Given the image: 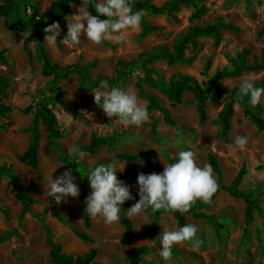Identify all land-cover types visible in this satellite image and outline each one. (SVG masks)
Listing matches in <instances>:
<instances>
[{
    "label": "rangeland",
    "instance_id": "rangeland-1",
    "mask_svg": "<svg viewBox=\"0 0 264 264\" xmlns=\"http://www.w3.org/2000/svg\"><path fill=\"white\" fill-rule=\"evenodd\" d=\"M53 1L20 0V3L34 5L41 14L48 10ZM165 1L153 0L157 5ZM81 2L82 0H74L72 5L78 6ZM204 3L209 7V12L200 20L191 19L193 9L187 6H182L176 13L177 20L167 15L146 13L150 23L163 28L162 32L151 33L146 37H140L141 26H139L124 30L126 42L119 44L115 43L114 39L105 40L109 45L103 42L95 44L82 36L79 44L68 41L61 43V49L56 43H46L45 39L44 45L51 61L62 67L75 63L86 64L96 59L98 65L91 71L92 77L112 76L119 59L131 61L140 53L156 45L171 47L190 27L212 23L222 18L226 22L239 26L241 30L237 33L223 31L224 39L219 44H216L211 37L200 38L198 50L186 51V57H193L191 63L170 65L164 60H159L153 64L155 74L168 79L174 72H182L196 77L205 85L216 70L229 66L227 53L235 56L243 48L250 49L252 54L250 61L255 56L258 62L264 65V33H261L264 32V0H204ZM73 9L74 13L78 14V7L73 6ZM27 11L31 12L29 8ZM101 19H107V17L103 16ZM59 23L61 26L59 37L62 41L67 33L68 21L63 19ZM14 25L17 27L16 31L6 28L3 18H0V50L6 49L9 58V64L0 63V74L6 75L11 82L6 102L13 108L7 117H0V164H12L15 173L23 178L24 186L29 182L34 183L30 193L37 202L33 205L31 213L20 223L22 205L15 195L14 188L8 185L5 179L0 180V206L8 213L6 218L0 212V232L18 230V235L0 245V264H53L49 257V247L45 241L43 227L32 214L42 212L45 205L50 202L52 197L48 196L45 186L52 176L55 179L66 168L59 164L56 151L47 150V128L44 125L40 126L38 171L17 158L28 147L29 134L25 132V129L33 117L32 113H21L20 108L44 98H49L50 107L58 119L59 126L65 131L59 143L68 149L76 163L92 169L97 163L113 162L118 169L116 173L118 179L130 185L131 194H138L137 177L140 172L160 173L164 170L165 164L170 163V158L177 157L180 150L191 149L200 166L209 164L208 155L214 153L220 161L227 183L234 179L239 169L246 163L249 172L242 188L254 192L262 200V210L254 213V222L249 230L245 231V203L242 199L234 198L223 191L211 203L196 199L205 205V211L219 216L224 227L217 234L211 221L194 218L187 214V221L197 226L196 238L202 243L196 250L192 248L191 241L176 243L172 246V250L179 251V255H172L168 260L162 259L159 255L160 247H162L159 235L164 229L177 228L176 220L172 215H162L160 231L154 241L148 239L149 216L144 212L139 215H129L134 224L135 239L131 243L124 244L121 239L124 237L125 230L119 221L107 224L103 217L98 215L94 218L90 217L91 227L87 229L84 226V216L77 197L69 196L60 203L54 200L59 213L65 215L75 228L87 232L92 237L91 242H83L67 225L53 218L49 211L45 216L47 223L66 253L82 255L94 247L98 249V261L102 264H114L127 259L134 248L148 246L151 254L145 258L154 264H264V135L243 116L245 106L250 105L247 96L240 98L234 106L229 133L230 143L218 138V126L212 121L223 108L224 101L207 100L203 107L208 120L201 124L194 96L189 92L183 95L182 104L173 107L166 96L146 86L150 93L159 97L162 105L170 109L178 123L177 128L169 126L158 111H153L149 120L139 126H125L114 117L110 118L107 124L103 120V110L100 107L82 102L77 73L71 74L66 80H60L56 85L52 77L43 76L39 61L35 58L30 60L23 49L28 31L21 28L16 21ZM29 49L35 56V40L29 41ZM207 65L209 67L206 70ZM263 77L264 69L243 72L238 76L223 79L222 85L226 91L238 90V84L242 79L251 78L254 83H257ZM136 81V75H126L121 88H131L137 93ZM51 87L60 89L54 92L55 90H51ZM94 88L90 87L86 92V98L89 101L94 100L91 91ZM138 97L148 104L146 99L139 95ZM259 105L264 107V95ZM81 110H86L92 116H84ZM261 116L264 118V113H261ZM152 117L156 118L158 123V136L151 130ZM182 126L188 129H182ZM114 130L121 133L122 140L111 150L102 147L95 154L82 152V156L70 152L73 146L87 144L94 131L100 135H106ZM237 135L248 137V142L243 148L234 144ZM123 152L143 157V163L135 162L134 175L127 174L124 168L125 161L116 157V154ZM122 169L123 171H120ZM72 172L78 184L81 181V169H72ZM213 176L216 179L214 172ZM91 191L88 186V195Z\"/></svg>",
    "mask_w": 264,
    "mask_h": 264
},
{
    "label": "trees",
    "instance_id": "trees-1",
    "mask_svg": "<svg viewBox=\"0 0 264 264\" xmlns=\"http://www.w3.org/2000/svg\"><path fill=\"white\" fill-rule=\"evenodd\" d=\"M73 1L70 0H54L48 10L39 14L34 5H22L20 0H0V18L4 20L6 28L15 30L17 27L14 25L16 21L21 28L28 31V37L24 40L23 49L28 54L29 59H37L41 64V72L43 76L52 77L56 85L60 80H66L73 73L79 75V91L82 102L87 105H95L94 100L89 101L86 98V92L90 87H97L101 80L107 79L110 86L121 87V83L126 75H136V88L137 93L141 98L148 101L147 107L149 114L153 111H158L163 115L164 121L171 127L177 128L178 123L173 117L170 109L161 104L159 97L156 94L150 93L146 86L157 90L167 97L173 107H176L184 102L183 95L186 92L193 94L194 102L196 103V111L198 114L199 122L204 124L207 122L208 117L203 107L204 103L209 99H216L224 101V106L218 113L217 117L213 119V123L218 126V138L226 143H230L229 133L231 131V119L234 115V106L239 102L240 97L238 90L226 91L223 89L222 81L225 78L235 77L243 72L260 71L264 69V65L258 62L257 58L253 56L250 61L251 51L248 48H243L237 52L235 56L226 54L229 66L218 69L209 78L208 82L203 85L196 77L182 73L174 72L168 79L158 77L155 74L153 64L156 61L164 60L168 64L173 65L177 63H191L193 57H186L187 50L196 51L200 47L199 39L202 37H211L216 44L223 41V31L239 32V26L226 22L222 18L216 19L212 23L203 25H194L188 31L182 34L179 39L171 46L156 45L147 51L138 55L137 58L127 61L119 59L115 65V73L112 76L98 75L92 77L91 71L97 67L98 61L93 59L86 64H71L65 67L60 66L58 63L51 61L48 51L44 45L45 33L44 28L51 24L53 21L61 22L66 16L74 13ZM133 9H144L145 14L152 15H167L168 17L177 20L176 13L182 6L191 7L192 20H200L209 12V7L204 3V0H166L161 5H157L153 0H131ZM30 9V13L27 11ZM89 10L93 15H100L95 12L94 5H89ZM103 16H100L102 18ZM106 17V16H105ZM141 26L140 37H146L151 33L162 32L163 28L159 25L150 23L146 15H144ZM264 33V32H261ZM35 40V56L29 49V41ZM60 37H57V46L62 48ZM104 44L109 45L107 42L102 41ZM264 57V53H263ZM0 63L9 64V58L6 49L0 50ZM209 65L206 66V70ZM258 87H264V77L257 83ZM11 86V82L6 75L0 74V117H7L12 112L13 108L6 102L7 91ZM60 88L51 87V90L58 92ZM23 114H33L31 123L25 129L29 134V141L27 149L20 155L18 160L27 164L33 170L39 169V141H40V126L44 125L47 128L46 134V148L48 151H56L58 153V162L66 169H81V181L78 183L80 194L77 197L79 201L80 210L84 216V226L89 229L91 227L90 216L86 215V198L88 196L87 188L89 182L87 175L91 169L80 166L76 163L70 155L68 149L64 147L59 141L64 137L65 131L60 128L58 119L50 107L49 98H44L38 102L30 103L29 105L20 108ZM264 113V107L256 105L245 106L243 116L249 120L257 128L259 132L264 135V118L261 116ZM109 117L103 111V120L109 123ZM151 130L154 135L158 136V123L156 118L152 117ZM182 129H188L182 126ZM193 131V130H191ZM122 140V135L119 131L114 130L111 134L100 135L94 131L91 139L87 144L78 145L81 152L88 154H95L102 147H107L109 150L118 145ZM117 158L125 161V171L127 174L134 175V164L137 161H142L143 157L138 154L132 153H118ZM176 157L170 158V163L174 162ZM209 164L212 166L213 172L216 174V181L218 188L211 198L206 201L211 203L216 199L220 192H226L230 196L242 199L245 203V231H248L252 226L255 212L262 210V200L254 192L243 189L242 184L246 175L248 174V167L246 163L242 165L234 179L227 183L225 175L220 164L218 157L214 153L208 155ZM5 179L8 185L12 186L15 191L17 199L22 205V211L19 216L20 223L31 213L33 205L37 202L36 198L31 195V189L34 185L29 182L24 186L23 178L16 174L12 164H0V180ZM132 199H129L121 206V214L119 223L124 227L125 234L121 239L122 243L128 244L134 241L135 231L134 224L128 213V208L134 205L139 200L138 194H132ZM1 202V201H0ZM205 205L200 201L195 200L192 206L184 213L179 211H165L164 209L153 211L151 208L144 210L150 218V229L148 231V239L154 241L160 231V221L163 214L172 215L177 227L189 223L186 215L190 214L194 218L211 221L214 224V229L217 234L223 229V224L217 215L210 214L204 210ZM50 211L51 216L61 223L67 225L73 233L83 242H91L92 237L85 231L78 230L74 227L73 223L67 219L65 215L56 210L54 199L51 198L50 202L45 205L42 212L34 213L32 216L42 225L45 232V241L49 247V257L53 264H102L97 260L98 249L90 248L88 252L82 255H73L66 253L63 250L62 244L56 240V236L47 223L46 214ZM6 218L8 213L0 206ZM18 235L17 229H11L5 232H0V245L9 241L13 236ZM151 254V249L148 246H138L134 248L127 259L114 264H154L146 260L145 256ZM172 255H179V251L172 250Z\"/></svg>",
    "mask_w": 264,
    "mask_h": 264
},
{
    "label": "clouds",
    "instance_id": "clouds-1",
    "mask_svg": "<svg viewBox=\"0 0 264 264\" xmlns=\"http://www.w3.org/2000/svg\"><path fill=\"white\" fill-rule=\"evenodd\" d=\"M90 4L94 5L95 12L100 15H93L89 11ZM73 6L78 7V14L73 13L65 17L68 21L67 33L60 41L62 44L68 41L79 44L82 36L95 44L113 39L118 44L126 42L124 30L139 27L145 15L144 9H133L131 0H82L80 5ZM100 16H106L107 19H101ZM43 31L46 43L54 44L61 34L60 23L53 21ZM91 91L94 103L106 116L118 119L125 126H139L150 118L147 103L131 88L110 86L109 81L104 79ZM238 95L247 96L248 103L254 107L260 103L264 87H258L251 78H245L238 84ZM81 111L86 117L92 116L86 110ZM247 142L246 135H237L234 140V144L241 148ZM70 152H75L77 156L83 155L78 146H73ZM117 170L113 162L107 164L101 162L92 167L87 175L92 191L86 198V215L93 218L99 215L107 224L118 221L121 206L133 198L130 185L118 179ZM75 181L76 177L69 168L55 179L52 176L45 189L49 197L60 203L69 196H79L80 188ZM137 183L139 200L127 209L130 216L139 215L149 208L153 211L164 209L184 213L196 199L208 201L218 188L212 166L198 165L195 153L191 149L180 150L175 161L165 164L164 170L160 173L140 172ZM196 233L197 226L192 223L171 230L164 229L159 235L162 245L160 257L168 260L172 256V246L183 241H191L192 248L198 249L202 241L196 238Z\"/></svg>",
    "mask_w": 264,
    "mask_h": 264
}]
</instances>
